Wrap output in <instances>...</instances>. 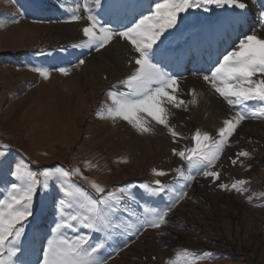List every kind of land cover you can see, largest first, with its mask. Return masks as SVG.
Returning a JSON list of instances; mask_svg holds the SVG:
<instances>
[{"label":"rangeland","instance_id":"374dc122","mask_svg":"<svg viewBox=\"0 0 264 264\" xmlns=\"http://www.w3.org/2000/svg\"><path fill=\"white\" fill-rule=\"evenodd\" d=\"M147 1L145 5V0H103L102 7L95 8V0H0V152L5 153L0 157V211L12 184L23 186L31 173H37L42 182L40 173L45 169L62 168L70 173L68 177L57 173L59 179L49 180L48 189H38L20 251L14 257L16 264H42V250L53 238L51 229L59 215L53 203L60 183L79 188L90 199L99 198L93 184L116 194L120 186H125L130 193L123 196L118 209L108 210L110 224L106 231L91 233L93 240L106 242L101 255L110 257L107 264H264V117L256 113L258 105L251 108L257 102L247 106V118L220 153L216 165L220 178L215 181L196 175L201 166L182 160L173 149L190 152L197 131L202 136L205 132L215 135L227 118L219 111L216 114L210 109L214 116L210 125L204 126L202 116L195 115L186 104L182 111L168 108L170 127L156 123L161 130L157 136L133 126L122 131L118 118L110 115L115 107L112 93L128 92L121 82L134 69L114 57L111 47L116 46L115 38L99 51L84 46L88 38L83 36V28L90 26L85 5L105 25L111 22L108 13L118 14L120 19L129 17L127 8L131 5L139 13L133 24L145 16L144 6L153 14L157 3H164ZM240 2L247 4L245 9L252 17L246 16L239 23L244 27L238 25L233 30L236 36L230 37V47L225 51L233 50L239 39L254 30L264 35L259 17L264 0L256 5L251 0ZM225 8L232 12L237 9L215 5L209 11L189 9L180 14L177 26H184V32L190 33L191 24L207 19L205 23L213 22V27L217 14L225 13ZM73 15L82 19L73 21ZM237 15L242 16L241 10L237 9ZM98 29L99 25L94 29L97 35ZM244 29L248 31L244 33ZM183 30L175 31L183 35ZM164 45L156 47L155 52L166 51ZM116 48L115 53L123 50L118 45ZM188 56L192 60L194 51ZM204 58L210 62L206 54ZM80 59L85 63L79 64ZM204 65L198 74L206 70ZM60 67H68L69 75L57 71ZM45 71L47 78L42 75ZM188 71L187 75L193 72ZM200 81L191 76L177 81L175 94L180 88L184 91L180 96L187 102L189 94L206 93ZM210 103L215 106L211 97ZM145 120L153 122L148 116ZM173 131L180 135L173 137ZM210 143L201 139V150ZM241 151L249 155L238 157L233 165L228 157ZM159 171L166 175L158 176ZM189 176L196 178L188 180ZM158 179L177 191L188 184L187 195L168 214L166 224L159 229L144 228L133 237L141 223L169 202L168 196L162 201L151 195ZM237 180L245 181L238 185L240 191L232 188ZM220 183L228 185V190L217 187ZM143 184L149 188L141 187ZM62 196L60 193L57 202ZM77 210L74 206L69 211ZM79 231L83 234L89 230L81 227ZM65 235L72 238L75 232ZM3 258H7L6 253Z\"/></svg>","mask_w":264,"mask_h":264},{"label":"snow or ice","instance_id":"6c2138e0","mask_svg":"<svg viewBox=\"0 0 264 264\" xmlns=\"http://www.w3.org/2000/svg\"><path fill=\"white\" fill-rule=\"evenodd\" d=\"M251 2L256 5L258 0H251ZM213 5L241 10L247 7V4L240 0H164L163 4H156V10L152 16H143L128 27L113 28L102 24L93 9L85 5V10L88 12L87 19L90 22V26L83 28V36L88 38L85 47L99 51L114 38H118L130 42L136 54L131 58L134 60L132 65L134 71L121 82L126 85L128 92L125 94L112 93L115 107L110 115L114 118H122L142 133L149 132L150 127L144 126L138 114L146 113L157 124L165 128L170 127L165 115L166 107L162 104L182 107L184 101L177 99L175 90L173 89V94L168 91L177 84L180 77L165 71L157 62H154V57L159 53L158 50L153 52V48L160 42L165 32L176 28L181 13L196 8L209 11L210 6ZM94 7H102L101 0H95ZM259 17L264 26V10L259 12ZM81 19L79 15L71 17L73 21ZM97 25H99V35L94 31ZM78 63L82 65L85 61L80 59ZM57 71L69 75L68 67H60ZM42 75L47 78L48 72L45 71ZM202 78L229 106L232 115L223 119L215 135L205 132L202 136L197 131L192 137L195 146L190 149V152L173 149V154L188 163L199 164L201 167L196 175H203L215 181L220 178V172L216 170L220 153L229 138L236 132L237 126L247 118L248 113L245 109L248 102H257L256 113L259 117H264V35H258L254 30L251 34L245 35L243 39H239L233 50L227 51L214 67L202 73ZM172 135L177 137L180 134L173 131ZM201 139L211 140L210 145H206L202 150ZM247 155H249L248 152L241 151L228 159L235 165L238 157ZM0 157H5V153L0 152ZM175 171H180V169ZM57 173H61L64 177L70 176V173L62 168H57L55 171L45 169L40 173L44 177L43 182L38 178L37 173H31L23 186L12 184L9 198L4 202V210L0 211V264H16L14 257L16 258L20 251L21 241L26 231L25 224L32 216L34 197L38 189H48L49 180L59 179ZM157 175L164 176L166 173L159 171ZM195 178V176H189L188 180ZM244 183L243 180H237L232 188L240 191L238 185ZM92 187L98 194V199L88 198L79 188L71 185L64 183L58 185L56 190L58 195L54 196L53 207L59 215L55 227L51 229L53 238L47 240V245L42 250V264H107L110 257L106 258L101 255L106 242L103 239L93 240L91 233L106 231L110 224L108 210L114 212L118 209L123 196L130 195V193L125 191V186H120L119 194L111 190L106 192L103 187L95 184ZM141 187L148 189L149 185L143 184ZM187 187L188 184H185L183 189L177 191L159 179L156 180L155 186L151 188V195L162 201L168 196L169 202L162 210L154 211L150 220L141 223L136 232L132 234L133 237L144 228L159 229L161 225L166 224L168 214L173 211L180 199L186 197ZM217 187L221 190H228V185L224 183L218 184ZM60 193L63 196L57 202ZM170 193L172 196H169ZM74 206H77L79 210L69 211ZM81 227L89 231L81 234L79 231ZM67 231H73L75 235L68 238L65 235ZM6 242L7 247H5ZM5 253L7 254L6 259L3 258Z\"/></svg>","mask_w":264,"mask_h":264},{"label":"bare ground","instance_id":"6f19581e","mask_svg":"<svg viewBox=\"0 0 264 264\" xmlns=\"http://www.w3.org/2000/svg\"><path fill=\"white\" fill-rule=\"evenodd\" d=\"M109 1H111V0H109ZM101 3L103 4V0H101ZM146 3H147V0H145V5H147ZM127 9H129V11H128L129 17H128V15H124L125 19H123V18L120 19L118 14H116V16H115L114 14L108 13L109 21H111L109 26H120V28L131 26V22H132L133 18H135L136 15H138L139 13L136 11H133V9L131 8V5H129ZM145 9H146V7L144 6V10H143L142 14H144L145 16H152L153 15V14L147 13ZM239 10H241V9H239ZM241 13H242V16H238L237 15V9H234V12H232V11H229L227 8H225V13H224L222 19L221 20L215 19L213 27L210 26V24H212L211 22L208 24H205L204 22H200V24L193 23V24H191L192 26L189 28L190 29L189 35H187L186 32H184L185 31L184 26H177L175 29L168 30L169 32H165V34L161 37L160 42H158V44L156 46H154L153 52H155L156 47H161L162 44H165L164 47L166 48L167 45H169L170 42H172L173 40H177L176 45H174L172 47L169 46L170 47L169 50H167V48H166V51L159 52V54L156 57H154V62H157L160 67L165 69V71L171 72L173 74L184 72V70L186 68L185 66L189 63L187 61V57H188L187 55H188L189 50H194L198 54L202 51V49L205 46H210L209 51L211 52L213 50V48H215L213 50V52H215L219 42L222 40V37H224L223 34L225 33L226 28L230 26L229 24L232 23V24L237 25V23H243L245 17L248 16V14H249L248 10H246V9L241 10ZM216 18H218V17H216ZM239 25L244 27V25H242V24H239ZM179 28L180 29L184 28L183 35H179V33L177 32ZM175 30H177V31H175ZM169 33H171V34H169ZM77 37L83 38L81 36H77ZM114 41L117 42L116 46L118 45L119 47L123 48V50L120 49L121 52L118 51L115 53V49H118V48H116V46H112L111 48H113L112 50L114 52L113 53L114 57H116V59L122 65L125 64L126 66H132L134 64V60H132L131 58L133 56H135L136 54L132 50L130 42L125 41L123 39H118V38H115ZM182 41H183V43H182ZM111 48H110V50H111ZM202 63H203V61L201 60V58H196L194 60V62H192V64H190V69H193V72H191L188 75H187V73H183V74H186L187 76H191V77H196L197 79L201 80L200 84L203 86V89L206 90V93L202 91L201 94H197V93L189 94L188 95L189 98H188L187 102H185L186 99H184L182 96H180V94H182L184 92L183 90L178 88L180 93L177 92L176 94H177V99L184 101V104H186L187 107L190 108L191 111L194 112L195 115L197 114V115L202 116L204 126L205 125L209 126L210 124L208 122H210L211 118H213V116H214L213 112H210V109L213 110L214 113H216V111H219L220 115L225 116L227 118L232 115V111L229 108V106L223 101V99L221 97H219V95L217 93H215L213 89H211L210 85L206 84L203 81L202 74L201 73L198 74L199 71L202 70L201 69ZM214 66L215 65L210 66V63L208 62L205 67H208V68H206V70H208L209 68L214 67ZM198 67L200 69L196 70ZM187 76L178 79V81L186 79ZM183 86H184V84H182V87ZM173 89H174V87H172V88H170V90H168L170 94H173ZM187 92L189 93V91H187ZM210 97L213 98V100H215V106L211 105ZM252 102H254V101L248 102V105L251 104ZM184 104L182 105L181 108L174 107L173 105H163L162 104V106L166 107V113H165L166 117L168 116L167 115L168 108H177L178 111H182V108L185 106ZM254 104H256V103H254ZM144 115L138 114L139 118H141L143 120L144 126L150 127L149 133L152 136H157V134H160L161 130L156 127L157 126L156 122L155 121L150 122L148 120H145V118L147 119V115L146 114H144ZM118 120H119V127L122 131H129V129L132 128L131 127L132 125H129L122 118H118ZM218 127H220V126H218Z\"/></svg>","mask_w":264,"mask_h":264}]
</instances>
